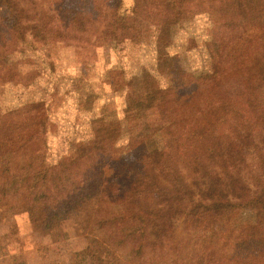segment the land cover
<instances>
[{
    "label": "rangeland",
    "instance_id": "obj_1",
    "mask_svg": "<svg viewBox=\"0 0 264 264\" xmlns=\"http://www.w3.org/2000/svg\"><path fill=\"white\" fill-rule=\"evenodd\" d=\"M235 1L0 0V132L9 135L0 157V264H264V227L256 230L260 211L252 203L264 193V128L253 133L231 180L219 172L213 186L189 172L185 186L161 194L143 177L124 200L87 191L103 184L97 142L107 150L104 168L123 167L134 148L160 150L171 122L216 101L205 98L207 74L225 70L219 41L241 30L228 26L244 18ZM238 1L249 19L252 8L264 21V0ZM261 42L243 54L248 45L235 41L242 47L223 86L264 72ZM237 60L243 65L233 70ZM149 79L165 102L158 99L161 115L148 110L142 119L140 111L156 103L150 96L140 105ZM258 89L262 115L254 127L264 123V81ZM61 168L50 193L49 174ZM6 175L24 181L16 193ZM242 183L248 191L238 192L240 204L232 191ZM244 228L257 233L238 249Z\"/></svg>",
    "mask_w": 264,
    "mask_h": 264
},
{
    "label": "trees",
    "instance_id": "obj_2",
    "mask_svg": "<svg viewBox=\"0 0 264 264\" xmlns=\"http://www.w3.org/2000/svg\"><path fill=\"white\" fill-rule=\"evenodd\" d=\"M236 0L234 3H231L234 6L235 12H240L244 17L239 21H229L228 26L230 28H240L241 30L232 39H227L222 37L219 41L220 44L224 47V55L226 56V62L224 64L225 70L219 71L216 69V72H211L207 74L208 78L211 79L209 82L210 92L206 94L205 98L209 96V99L216 98V101L210 104L204 103L202 106L196 107L191 113V117L184 116L179 118V120H174L171 122V126L166 128V142L165 146L160 150L151 151L150 149L146 150L144 147L142 150L139 148H134L130 151L126 157L122 158L123 167L118 165L115 168L105 167L106 163L104 158L106 156L107 150L104 147V151L101 146V142H97L96 152L101 153L99 160L96 166V173L99 175V190H94L95 184H88L87 191L89 194H97L99 192L104 195L106 199H114L121 197V194L128 193V185L133 184L134 187L140 184L141 179L149 178L153 182H149L148 186L156 187L152 192L161 191V194H164L166 190H174L175 186H183L188 180V173L190 172L195 180L198 181L202 179L203 181H208L212 185L217 182H221V177L217 173L222 172L224 177L228 179H233L235 173L232 170L237 164H240V160L244 156V151L248 150V145L250 144L253 133L259 130L260 127L264 128V123L260 126L257 122V126L254 127V122L261 118L262 114H258L259 110L254 106V103L258 104L262 100L259 83L264 81V72L259 69L256 74H253L249 78H244L241 80L232 81L231 84L223 86L222 78L226 74H231L229 65L233 64V61L239 56L237 52L239 47H242L243 44H246V49L243 50V54H247L251 49L252 43L255 39L259 38L264 41V21H261L262 16L260 14L253 13L251 8L250 14L253 15L254 21H260V25H257L252 18L249 19L248 13L246 15L245 11L247 10L243 4ZM248 11V10H247ZM252 23V24H251ZM239 30V29H238ZM242 42V46L235 44V41ZM264 46V42H261ZM253 48V50H254ZM260 62V60H259ZM258 62V63H259ZM243 64L241 60L232 66L233 70L238 67H241ZM208 79L206 82H208ZM203 79V83L206 84ZM208 83V84H209ZM221 84V86H218ZM145 94H142V102L145 101L146 105L148 104L149 97H155L156 103L154 106L147 108V110H141L140 114L143 115L142 119L146 118L148 110L156 111L157 115H161V110L163 105L158 101V99L163 98V91L160 88H154L152 86V81L149 79L145 85ZM222 91L221 94H215V91ZM176 97V96H175ZM150 98V99H151ZM204 98V101H205ZM144 107V102L140 104ZM140 106V107H141ZM264 113V110L262 111ZM261 120H264V116ZM248 122V123H244ZM248 124V126H247ZM252 124V125H251ZM250 125V126H249ZM146 130H149V125H146ZM144 135V134H143ZM234 135H237L234 138ZM151 137L149 136L148 139ZM246 142V144H244ZM8 144H9V135L7 132H0V157L4 158L8 154ZM94 146L89 147V149L80 150V155L84 154L90 150H94ZM1 160V159H0ZM143 166L140 169V173L136 172L137 166ZM126 169V170H124ZM58 171L55 175L49 174V178H53V187L50 189V193L57 188L56 181L59 182V178L65 172L63 168L56 170ZM234 171V170H233ZM9 172V170H7ZM88 176L87 180L84 181L83 186L86 182L91 180L93 177L96 178L95 174ZM7 176V175H6ZM26 176L25 179H27ZM33 180H36L37 176H32ZM198 177V178H196ZM223 178V177H222ZM8 179V176H7ZM149 181V180H148ZM23 180L13 176L7 184L8 189L14 188L16 193L17 190L22 186ZM139 183V184H137ZM35 185V184H34ZM185 186V185H184ZM214 186V185H213ZM115 189L114 194L111 192ZM134 188L133 190H135ZM243 191L246 193V189L242 185L235 184L232 195H237L238 201L243 200L244 197H240L238 192ZM222 190V187H221ZM11 193V192H10ZM247 196V195H246ZM249 198L248 196L245 199ZM124 200L119 198V200ZM224 203L221 205L224 208L231 206L229 196L226 198ZM113 201V200H112ZM256 210L259 213V220L256 223V230L258 228L264 227V193L260 194L258 198H254L252 201ZM251 203V204H252ZM240 204L241 201H240ZM108 212L109 210L106 209ZM168 219V217H167ZM47 229L50 228V223L45 225ZM113 230V229H112ZM255 229H245V232L239 235L235 246L238 249H241L244 245L250 242V239L253 234H256ZM230 231L233 233V228H230ZM115 233V231L113 230ZM128 236H135L139 232L135 233L133 231H125ZM231 239V235L229 236ZM130 238V237H127ZM121 241V240H120ZM114 242L110 244L121 245L122 242ZM89 248H92L90 246ZM89 248L82 252L80 255L87 254Z\"/></svg>",
    "mask_w": 264,
    "mask_h": 264
}]
</instances>
